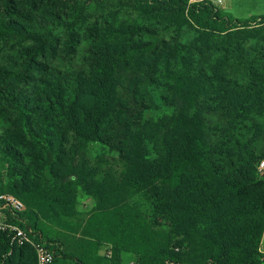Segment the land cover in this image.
Returning <instances> with one entry per match:
<instances>
[{
  "label": "trees",
  "instance_id": "trees-1",
  "mask_svg": "<svg viewBox=\"0 0 264 264\" xmlns=\"http://www.w3.org/2000/svg\"><path fill=\"white\" fill-rule=\"evenodd\" d=\"M0 161L50 264H264V14L0 0ZM0 264L35 249L0 231Z\"/></svg>",
  "mask_w": 264,
  "mask_h": 264
},
{
  "label": "built area",
  "instance_id": "built-area-1",
  "mask_svg": "<svg viewBox=\"0 0 264 264\" xmlns=\"http://www.w3.org/2000/svg\"><path fill=\"white\" fill-rule=\"evenodd\" d=\"M197 2H209L214 6L219 8H224L225 5L230 2V0H188V3H197ZM258 171L264 170V161H261L258 164ZM23 209V204L20 200L10 194H0V231H5L9 234L10 243L23 244L25 242L30 243L36 254V264H50L52 261V252L45 248L40 243L31 242L28 237L25 235L24 231L13 222L8 221V215L15 216L16 212H19ZM7 213H6V212ZM101 255L109 258L111 252L109 249L102 250ZM264 261V258H263ZM129 264H135L131 262ZM165 264H180L175 261H167Z\"/></svg>",
  "mask_w": 264,
  "mask_h": 264
},
{
  "label": "rangeland",
  "instance_id": "rangeland-1",
  "mask_svg": "<svg viewBox=\"0 0 264 264\" xmlns=\"http://www.w3.org/2000/svg\"><path fill=\"white\" fill-rule=\"evenodd\" d=\"M226 5L223 8V10L238 19H246V17L250 14L252 15L264 14V0H230V8H226ZM169 114H171L170 108H165L163 106H160L159 109L157 111L152 112L150 116H153L154 118H161L163 115L169 116ZM102 155L115 156L114 153H109L105 148H103L98 144L93 143L88 146L87 156L89 157V159L94 160ZM0 172H2V174L4 173V165L1 161H0ZM259 172L263 176L264 170ZM78 201H79L78 210L80 211H88L92 206V201L83 196H80L78 198ZM128 262L129 260L126 259L125 263L127 264Z\"/></svg>",
  "mask_w": 264,
  "mask_h": 264
},
{
  "label": "crops",
  "instance_id": "crops-1",
  "mask_svg": "<svg viewBox=\"0 0 264 264\" xmlns=\"http://www.w3.org/2000/svg\"><path fill=\"white\" fill-rule=\"evenodd\" d=\"M226 8H230V2H228V4L226 5ZM251 16H256V15L250 14L246 18H249ZM263 177H264V172H263ZM260 251L264 254V231H263L262 238H261ZM122 259H123L124 263H125L126 259L129 260V262L127 264L134 261V257L130 254H124Z\"/></svg>",
  "mask_w": 264,
  "mask_h": 264
}]
</instances>
